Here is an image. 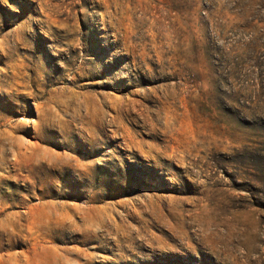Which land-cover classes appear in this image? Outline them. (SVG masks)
Segmentation results:
<instances>
[{"label": "rangeland", "instance_id": "374dc122", "mask_svg": "<svg viewBox=\"0 0 264 264\" xmlns=\"http://www.w3.org/2000/svg\"><path fill=\"white\" fill-rule=\"evenodd\" d=\"M0 264H264V0H0Z\"/></svg>", "mask_w": 264, "mask_h": 264}]
</instances>
